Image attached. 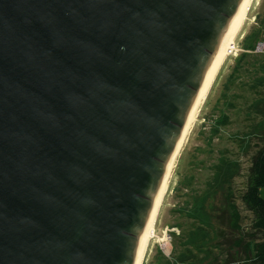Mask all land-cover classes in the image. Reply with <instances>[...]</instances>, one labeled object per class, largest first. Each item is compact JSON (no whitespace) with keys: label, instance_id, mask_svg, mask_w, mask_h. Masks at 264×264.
<instances>
[{"label":"water","instance_id":"water-1","mask_svg":"<svg viewBox=\"0 0 264 264\" xmlns=\"http://www.w3.org/2000/svg\"><path fill=\"white\" fill-rule=\"evenodd\" d=\"M241 0H0V264H132Z\"/></svg>","mask_w":264,"mask_h":264},{"label":"rangeland","instance_id":"rangeland-1","mask_svg":"<svg viewBox=\"0 0 264 264\" xmlns=\"http://www.w3.org/2000/svg\"><path fill=\"white\" fill-rule=\"evenodd\" d=\"M262 145L264 0H253L184 141L143 264H167L178 255L184 264H240L248 253L245 243L259 235L242 195L251 158ZM214 177L221 183L214 185ZM194 208L196 216L189 214ZM235 209L239 217L232 225ZM188 234L202 246L185 244Z\"/></svg>","mask_w":264,"mask_h":264},{"label":"bare ground","instance_id":"bare-ground-1","mask_svg":"<svg viewBox=\"0 0 264 264\" xmlns=\"http://www.w3.org/2000/svg\"><path fill=\"white\" fill-rule=\"evenodd\" d=\"M252 2L253 0L240 1L228 26V29L226 30L221 42L218 44L216 54L214 55V58L207 69L202 85L198 90L196 96L194 97L192 105L185 117L182 126L180 141L175 150L167 159L163 176L161 177L160 183L154 193V197L151 202L149 217L141 231L137 253L133 259L132 264H143L150 238L152 236V233L154 232L156 219L160 212L164 195L168 190L171 175L176 167V163L178 161L181 150L183 149L184 141H186L190 129L197 120L200 106L205 102V99L217 77V74L219 73L221 66L226 59V56L231 49H234V41L241 31L245 20L247 19L249 10L252 6Z\"/></svg>","mask_w":264,"mask_h":264},{"label":"trees","instance_id":"trees-1","mask_svg":"<svg viewBox=\"0 0 264 264\" xmlns=\"http://www.w3.org/2000/svg\"><path fill=\"white\" fill-rule=\"evenodd\" d=\"M252 163L249 168L247 184L245 192L242 195V200L247 210L252 213L253 216V228L258 230V236L255 235L256 241H248L245 243L246 250L248 253L242 258L240 264H264V145H262L256 153L251 158ZM229 165L219 172L221 174L222 171H228ZM219 178V176H217ZM214 177L213 184L221 183L218 181V178ZM202 197V195H200ZM200 197V200H201ZM197 200V199H196ZM195 200V204L197 203ZM238 210H233V214L231 215V223L232 225H237V214ZM190 215L196 216L197 209L194 208L192 211L190 210ZM203 214V211H202ZM201 240H203V227H200ZM185 244H190L192 248L202 246L203 243L196 241L193 239L191 234H188L187 237L183 241ZM204 250V249H203ZM202 250V251H203ZM181 254V253H179ZM184 260L179 257H174L173 260L167 262V264H184Z\"/></svg>","mask_w":264,"mask_h":264}]
</instances>
